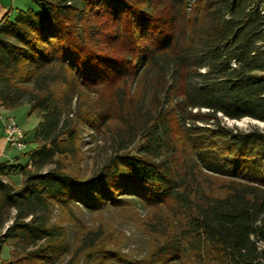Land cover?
I'll return each mask as SVG.
<instances>
[{
  "label": "trees",
  "instance_id": "16d2710c",
  "mask_svg": "<svg viewBox=\"0 0 264 264\" xmlns=\"http://www.w3.org/2000/svg\"><path fill=\"white\" fill-rule=\"evenodd\" d=\"M34 2L0 20V108L39 115L19 185L0 162L4 264L91 259L78 204L150 215L127 264H264V129L220 121H264V0Z\"/></svg>",
  "mask_w": 264,
  "mask_h": 264
},
{
  "label": "rangeland",
  "instance_id": "374dc122",
  "mask_svg": "<svg viewBox=\"0 0 264 264\" xmlns=\"http://www.w3.org/2000/svg\"><path fill=\"white\" fill-rule=\"evenodd\" d=\"M14 5L24 9L28 7L36 9L34 0H16V4ZM18 9L12 8L11 13L14 14ZM5 113L6 111L4 110ZM9 113L14 116L15 120L24 130L23 139L26 142L23 150L11 146L12 154L18 156L17 164L13 165V167L17 168L13 180L15 183L18 182L20 184L21 175L18 173V167L24 166L27 163L29 160V152L36 146L33 129L39 121V115L37 112L31 111L28 104L18 106L10 110ZM220 121L221 124L243 131L254 127L264 129V121L247 116L240 119H229L220 115ZM82 137L85 150L83 168L88 172L93 164V152L90 149L94 145L88 129L82 131ZM75 212L80 222L78 224L66 223L65 225L70 240L79 227L80 229H97L100 227L103 232L101 240L97 242L100 249H94L93 252L90 251L91 259L81 256L78 264H127L128 259L144 258L152 247L153 236H150L146 227V222L151 220L150 215L144 213L136 204H128L120 207L105 205L97 210L87 209L81 204H78L75 207ZM80 229L79 231H81ZM11 242L8 240V243ZM10 248H12L11 245ZM10 248L7 243L2 245L0 251L1 258L9 260ZM18 252L19 250H16V253ZM108 255L111 257L107 258Z\"/></svg>",
  "mask_w": 264,
  "mask_h": 264
},
{
  "label": "crops",
  "instance_id": "0c3cea01",
  "mask_svg": "<svg viewBox=\"0 0 264 264\" xmlns=\"http://www.w3.org/2000/svg\"><path fill=\"white\" fill-rule=\"evenodd\" d=\"M14 4H16V0H0V20L3 18V16L7 13L8 17L11 18L14 16V14H12V8L13 9H24L21 7H16ZM21 6V5H20ZM10 8V9H9ZM1 110H3V112H1ZM6 113L5 114H11L9 113L10 110H5ZM0 113L4 114V109L0 108ZM11 146L6 142V140L4 139L3 135H2V122L0 120V162H6L9 166H12L10 169H8V179L10 181H12L15 185H18L19 183H15L13 178H14V174L17 172V168L13 167V165L17 164L18 162V156H15L12 154L11 151ZM28 162V161H27ZM10 248V245H9ZM12 248H10L11 251ZM6 259L1 258L0 256V263L4 264V261Z\"/></svg>",
  "mask_w": 264,
  "mask_h": 264
},
{
  "label": "built area",
  "instance_id": "2783aa9c",
  "mask_svg": "<svg viewBox=\"0 0 264 264\" xmlns=\"http://www.w3.org/2000/svg\"><path fill=\"white\" fill-rule=\"evenodd\" d=\"M2 122V135L6 142L19 150H23L26 146L24 138V130L11 114L0 113Z\"/></svg>",
  "mask_w": 264,
  "mask_h": 264
}]
</instances>
